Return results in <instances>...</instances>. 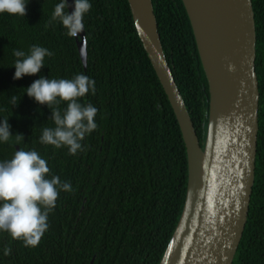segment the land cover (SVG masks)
<instances>
[{"label": "trees", "instance_id": "trees-1", "mask_svg": "<svg viewBox=\"0 0 264 264\" xmlns=\"http://www.w3.org/2000/svg\"><path fill=\"white\" fill-rule=\"evenodd\" d=\"M252 1L258 152L248 221L233 264H264V0ZM57 3L30 0L25 16L0 14V119L9 120L13 136L24 137L0 144V160L20 148L35 149L48 163L49 178L58 176L72 190L60 192L37 246L25 247L0 232V264H160L187 196L188 156L178 120L137 32L129 0H91L83 21L86 66L78 39L67 36L58 20L50 23ZM153 3L167 60L204 148L210 90L187 10L182 0ZM33 45L53 55L36 76L15 80L13 51L27 53ZM78 73L95 80V94L81 102L99 111L97 129L85 136L83 150L71 155L66 147L39 142L42 127L55 126L52 113L24 89L41 75L71 79Z\"/></svg>", "mask_w": 264, "mask_h": 264}, {"label": "water", "instance_id": "water-1", "mask_svg": "<svg viewBox=\"0 0 264 264\" xmlns=\"http://www.w3.org/2000/svg\"><path fill=\"white\" fill-rule=\"evenodd\" d=\"M182 1L210 90L204 148L167 60L153 0H129L188 156L184 209L160 264H233L248 221L258 152L260 88L253 1ZM67 2L71 13L74 0ZM76 38L86 66L85 29Z\"/></svg>", "mask_w": 264, "mask_h": 264}, {"label": "clouds", "instance_id": "clouds-1", "mask_svg": "<svg viewBox=\"0 0 264 264\" xmlns=\"http://www.w3.org/2000/svg\"><path fill=\"white\" fill-rule=\"evenodd\" d=\"M28 3L30 0H0V14L25 16ZM73 7L69 13L65 11L69 8L67 0H59L50 18V23L58 20L69 37L83 32L84 17L92 8L91 0H74ZM13 55L16 57L13 78L20 80L39 74L45 67V58L53 53L33 45L27 53L14 50ZM24 90V95L39 105H47L52 113L55 126H43L39 142L57 149L66 147L71 155L83 150L81 142L97 129L95 118L99 110L91 103H82L81 98L95 94V80L82 73L71 79L41 75ZM10 102L13 107L18 105L16 95L10 97ZM62 103L66 104L63 109L59 107ZM20 137L23 135H12L9 120L0 119V144ZM49 173L47 161L35 149L20 148L10 159L0 160V232H8L13 239L22 240L25 247L39 244L49 228V213L56 207L60 192L72 190L69 182H61L58 176L49 178ZM9 251L5 249V254Z\"/></svg>", "mask_w": 264, "mask_h": 264}]
</instances>
